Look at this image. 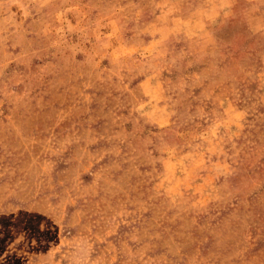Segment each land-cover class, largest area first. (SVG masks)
I'll list each match as a JSON object with an SVG mask.
<instances>
[{"label":"rangeland","instance_id":"obj_1","mask_svg":"<svg viewBox=\"0 0 264 264\" xmlns=\"http://www.w3.org/2000/svg\"><path fill=\"white\" fill-rule=\"evenodd\" d=\"M0 264H264V0H0Z\"/></svg>","mask_w":264,"mask_h":264}]
</instances>
